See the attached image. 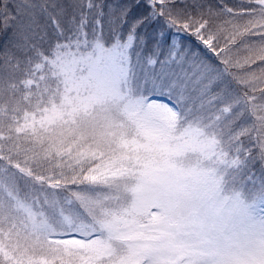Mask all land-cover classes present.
Masks as SVG:
<instances>
[{
	"label": "snow or ice",
	"instance_id": "6c2138e0",
	"mask_svg": "<svg viewBox=\"0 0 264 264\" xmlns=\"http://www.w3.org/2000/svg\"><path fill=\"white\" fill-rule=\"evenodd\" d=\"M0 264H264V0H0Z\"/></svg>",
	"mask_w": 264,
	"mask_h": 264
},
{
	"label": "trees",
	"instance_id": "16d2710c",
	"mask_svg": "<svg viewBox=\"0 0 264 264\" xmlns=\"http://www.w3.org/2000/svg\"><path fill=\"white\" fill-rule=\"evenodd\" d=\"M5 39L4 35L0 33V41H3Z\"/></svg>",
	"mask_w": 264,
	"mask_h": 264
}]
</instances>
